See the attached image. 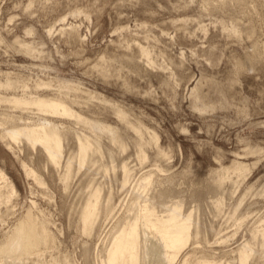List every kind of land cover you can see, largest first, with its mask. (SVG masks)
Segmentation results:
<instances>
[{"label":"rangeland","instance_id":"obj_1","mask_svg":"<svg viewBox=\"0 0 264 264\" xmlns=\"http://www.w3.org/2000/svg\"><path fill=\"white\" fill-rule=\"evenodd\" d=\"M6 80L16 88L0 89L1 96L64 98L85 121L0 105V120L28 123L5 125L0 134L56 125L63 159L75 157L64 190L63 164H48L40 147L0 137V170L15 188L0 203V244L27 214L45 220L52 236L47 246L0 252L3 264H102L109 238L144 199L158 215L174 204L192 212L198 235L173 264L187 257L188 264L235 263L246 242L253 247L247 264H264L260 237H253L264 227V0H0ZM114 109L142 126L140 141ZM77 137L92 143L80 169ZM236 163L247 171L232 173ZM122 165L130 168L124 186ZM223 169L229 178L219 185ZM96 187L101 200L87 236L79 215ZM161 190L167 193L159 198ZM11 254L20 259L10 262Z\"/></svg>","mask_w":264,"mask_h":264},{"label":"bare ground","instance_id":"obj_2","mask_svg":"<svg viewBox=\"0 0 264 264\" xmlns=\"http://www.w3.org/2000/svg\"><path fill=\"white\" fill-rule=\"evenodd\" d=\"M206 1V0H205ZM212 1V0H211ZM206 3V2H205ZM255 52V53H254ZM252 54L259 53L254 51ZM141 53L147 55L146 50L141 48ZM250 59V58H249ZM247 59L239 63V67H245ZM24 88L28 86L23 84ZM16 88L14 82L6 80L5 83L0 82V89L13 90ZM0 105L7 106L8 109L14 110H29L35 109L39 114L53 118H73L77 122L85 121V119L78 112L74 111L71 104L64 99L55 96L48 97L44 94H29L24 93L18 96L15 93L8 95H0ZM4 113H2L3 115ZM114 114L121 122H125L130 130H132L141 140L144 130L142 126L129 121L125 113L120 109H114ZM13 115H6L5 120H0V130L8 127H16L18 125H28L22 119H14ZM46 120V118H44ZM51 121V120H50ZM48 124H51L49 122ZM59 126V125H58ZM10 129L6 133L0 134V137H7L12 143L19 144L26 141L32 149L40 147L46 156L48 164L55 167L64 165L65 171L61 177L64 182V190L68 186V179L71 175L72 161L75 157H68L63 159V144L59 136V130L56 125L49 128L45 126ZM60 127V126H59ZM150 140L157 144V138L154 133L150 134ZM9 148H13L10 142L7 143ZM142 144L139 143L137 158L140 162L146 159V155L142 149ZM92 143L86 137H77V151L76 159L78 168L80 169L86 160L88 152L91 150ZM24 166V165H23ZM247 171L246 166L242 163L233 165L232 173L241 175ZM27 175H34L32 171L26 170ZM122 175V186L127 183L130 168L122 165L120 169ZM229 178L228 169H223L216 175L215 181L221 185L222 182ZM146 183L144 189L147 188L151 182L150 175L144 178ZM39 184H44L43 181L38 180ZM203 189V188H202ZM206 189V188H205ZM207 190V189H206ZM209 190V188H208ZM196 192V190H194ZM203 190H200L202 192ZM205 191V190H204ZM166 190L158 192L157 197L161 198ZM194 192V193H195ZM15 193L13 183L9 180L7 175L0 170V203L8 201L12 194ZM198 194L199 191H198ZM199 196V195H198ZM101 200V189L96 187L92 189L86 197L79 215V222L83 234L89 236L93 231L94 223L98 216V208ZM150 200L144 199L143 204L139 205V211L133 216L130 221H126L116 232L111 235L108 243L103 249L104 259L102 264H173L177 256L186 247L190 241H194V237L198 235L197 230H193L192 212L183 213L179 204L169 206L165 215H158L152 204L148 203ZM264 223V220H263ZM194 231V232H193ZM260 237L261 246L264 247V227L256 231V235ZM52 241L51 233L48 230L47 222L37 221L30 214H27L20 220L14 232L7 237L5 242L0 244L1 253H13L23 247L36 248L38 246H47ZM84 255H88L87 246L84 245ZM237 259L235 263L227 262L226 264H247L251 257L253 247L249 242L238 246ZM10 262L15 259H20L11 254ZM187 257L181 264H188ZM4 262L0 260V264ZM50 264H56L54 260ZM195 264H211L207 260L197 261Z\"/></svg>","mask_w":264,"mask_h":264}]
</instances>
